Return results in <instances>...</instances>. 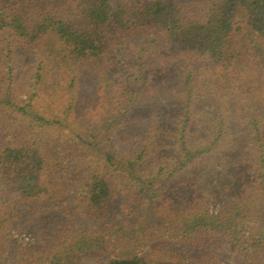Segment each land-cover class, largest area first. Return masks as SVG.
<instances>
[{
	"label": "trees",
	"instance_id": "trees-1",
	"mask_svg": "<svg viewBox=\"0 0 264 264\" xmlns=\"http://www.w3.org/2000/svg\"><path fill=\"white\" fill-rule=\"evenodd\" d=\"M138 36L147 38L146 53L156 50L178 61L188 56L187 62L201 58L220 71L215 83L228 88L221 97L228 99V105L214 102L209 106L216 113L211 122H194L197 115L192 112V119L185 123L189 103L200 105L203 100L192 83L198 80L192 74L201 67L195 62L185 75L179 78L177 73L173 78L190 97L181 114L171 118L177 121L175 128L162 142L150 141L158 130L151 133L145 128L141 137L128 140H142L143 146L137 143L132 156L128 153L121 158L114 152L111 133L128 121L136 102L132 96L135 90L121 93L119 87L114 94L117 97L111 93V98L108 92L104 97L99 93L107 91L103 85L108 82L106 56L117 54L119 45H128L130 38ZM163 66L160 62L154 75L169 74V68ZM117 69L120 74L125 72L119 66ZM87 77L94 80L86 96L103 97L105 117L99 120L98 129L81 126L84 114L93 108L83 92L82 82ZM19 83L35 92L31 94ZM38 91L52 103L48 110L34 109ZM24 92L29 97L22 102ZM231 104L239 106L234 109ZM224 124L231 127L235 138L231 137L224 153L208 158L225 140ZM202 125H207L202 128L204 133L214 131L210 141L204 137L201 143L189 146L186 139L194 138ZM119 136L121 139V133ZM100 146L102 149H97ZM178 146L171 169L159 151ZM148 156H156L158 171L163 173L152 181L182 172L176 179L183 181L190 175L186 187L194 190V195L207 193L209 200L197 203L193 198L185 208L171 211L173 202L167 199L155 202L142 197L144 188L138 186L137 169ZM223 170L241 176L238 179L230 172L225 184V190L233 185L239 203L234 202L237 209L231 213L232 206H222L220 214H210V197H221V186L215 181L222 180ZM232 178L234 182H230ZM126 179L133 185V191L129 188L135 197L125 201L128 214L121 222L118 199ZM180 185L148 186L163 194L167 189L174 193ZM137 190L138 195L134 194ZM28 210L38 218H59L46 237L57 226L70 228L84 217L92 218L96 229H84L86 225L81 224L63 236L60 230L54 238L56 246L41 247L38 238L46 237L36 230L33 242L19 248L26 259L21 264H70L90 246L101 244L119 255L108 264H183L140 255L144 253L142 236L164 243L168 234L181 237L187 231L197 239L204 232L226 233L242 241L243 264H264V0H0V219L12 221ZM6 224L0 220V227ZM123 237L130 238L125 247L118 242ZM0 243L4 245L3 239Z\"/></svg>",
	"mask_w": 264,
	"mask_h": 264
},
{
	"label": "rangeland",
	"instance_id": "rangeland-1",
	"mask_svg": "<svg viewBox=\"0 0 264 264\" xmlns=\"http://www.w3.org/2000/svg\"><path fill=\"white\" fill-rule=\"evenodd\" d=\"M127 42L128 45L118 46L120 50L117 54L106 56V66L108 67L106 79L108 82L104 83L103 85L107 91L101 90L99 93L104 97L103 94L108 92L110 93L111 98V93L113 94V97H117L115 95L118 94L117 89L119 87H121V93L124 91L127 93L135 90V94L132 96L136 102L132 104L130 113L127 115L128 121L121 123V127L116 130L115 134L111 133V135L114 136L112 145L115 148L114 152H116L117 156H121V158H123L128 153L132 156L135 150H137V143H142L143 146L142 140H135L133 142H129L128 140L133 139L132 136L134 139L141 137V135L145 132V128L150 129L151 133L158 130V134H151V137L154 136L155 140H150L157 142L164 141V135L169 134L168 131L171 128H175L174 123L177 121L171 118L177 114H181L182 106H185L187 101L190 100V97L186 91L183 93L184 89L181 88V82H173V78L177 77V73L179 78L181 75H185L191 70L190 66L195 62H198L201 67L197 73L192 74V78L198 77V80H194L192 83L194 84V89L197 91L196 93L199 94V92H201L203 95V100H200V105L195 102L189 103V109H186V115L184 116L185 123L186 121L192 119V112L197 115V118L193 117L195 120L194 122H199V120L203 123L206 121L211 122L216 116V113L211 111L209 106L214 105V102L217 104L222 103L224 107L228 105V99H221V97L227 92L228 88L219 86L215 83V81L220 80L219 77L222 75V73L218 70L210 68V65H207L205 62H203L201 58L198 61L187 62L185 59L188 58V56L178 61L177 59H173L172 56L168 57L170 54L167 55L165 53L161 55L156 50L146 53V37L143 38L138 36L137 38H130ZM143 56H145V59ZM160 62L161 64H164L163 68L166 67V69L169 68L170 70L169 74L166 72L163 77L154 75L156 67ZM116 63L117 65L115 66ZM175 65L176 68H174ZM117 66L121 68V71L124 69L125 72L123 71V73L120 74ZM174 69L176 72L173 71ZM59 73L64 75L65 71L59 70ZM212 78L215 79L213 82L211 81ZM93 80L94 77L91 79L87 77V79L82 82L84 94H89L91 87H93ZM124 81H126V84H124ZM19 84L22 86L21 88L27 89L31 94L35 92L33 89L31 90L23 86L22 83ZM38 92V96H35L34 98V109L48 110V107H50L52 103L47 100V97H45L41 91ZM177 93H179V95ZM28 97V93L24 92L21 95L20 100L24 102L28 99ZM86 97L88 98L87 104H92L93 108L91 110L92 112L88 111L86 114H84L83 123H81V126L85 125L86 128L98 129L100 128L99 120L102 121V117H105L103 116V112L105 111L104 103L102 102L103 97L100 99V96L97 94ZM183 97H185V99ZM204 99H206V101H204ZM210 99H214L215 101ZM18 102L21 104L19 100ZM194 106L195 108H193ZM231 106L232 108L235 107L234 109H237L239 105L231 104ZM94 109L96 110L94 111ZM234 112H237V110H234ZM178 121H181V118H179ZM203 126L207 127V125H202L200 127V131L195 134L194 138L186 139V142L189 144V146L192 144L196 145L201 143L202 138L204 137L206 141H210L214 131L204 133L202 130ZM223 126V136H226L225 140L222 143V146L220 145L219 147L213 148L214 150L211 151L212 153L210 156H207L208 158L215 153H224L225 147H228V142L230 141L231 137L235 138V135H231L234 133L231 127L225 124ZM208 128L213 130L214 127L208 126ZM120 133L121 139L119 136ZM173 136L175 135L173 134L170 139L173 138ZM183 143H185V139L181 144ZM180 146L174 148L168 147L169 149L159 151L163 153V159L165 162H170L169 168L171 169L174 168L173 166L175 161L173 159L179 153ZM102 147L103 146L97 147V149H102ZM166 156H169L170 158H167ZM233 156L234 155H231V157ZM138 165L139 169H137V176L141 181V183H138V186L141 189L144 188V192L141 193L142 197L154 200L155 202H162L163 199H167L169 202H173V205L169 204L171 211H177L176 209L185 208V206H187V204L191 202L193 198L197 203L200 200L201 202H205L202 199L207 201L209 200L207 193L197 192V194L194 195L195 191L186 187L188 185L187 181L188 178H190V175H186L185 178L183 177V181L181 179H176V177L182 172L175 173L174 176H172L174 178H170L168 175H166L160 179H157L156 181H152L154 176L163 174L158 171L159 168L156 164V156L149 157L147 160L141 161ZM155 168L156 171L152 172V170ZM125 171L127 173L131 172V170L128 169H125ZM145 171H148L149 174H145ZM165 172L168 173L169 171L167 170ZM230 172H232L233 176L236 178L238 177V179L241 177L235 171H221L220 175H223L222 180L215 181L219 184V186H221L219 189L221 190V197L218 196V199L217 197H210V214H220L222 206H228V209H230V207L234 205V202L236 204L239 203L237 197H235L236 195H234V189L231 188L233 185H229L226 189L227 191L225 190V184L227 183L226 180H228L227 176ZM123 177L128 178V176L125 174H123ZM167 178H169V181H166ZM171 179L172 181H170ZM233 179L235 178H232L230 182H234ZM167 182L168 186L170 187H175L176 183L181 185L178 190L174 191V193H172L170 189L164 191L163 194L154 193L153 190H156L157 187H163ZM237 182L239 183L238 180ZM150 183H152L154 186H157V184L159 186L149 187L148 185ZM242 183H245V181ZM130 186L132 187L133 191V185L130 184L129 179L123 181L121 188V200L118 199V202L121 203V222L125 221V215L128 214V210L125 208V201L130 202V199L135 197H131L132 194L131 189L129 188ZM139 191L140 190H137V192L135 191L134 194L138 195ZM157 194L159 197H157ZM169 197H173V199L170 200ZM256 200L257 199L255 198L252 200V202H255ZM254 205L255 203L251 208H253ZM140 207L144 211L145 206L140 204ZM235 208L237 209V207L232 206L230 213L233 212ZM111 210L114 211V207H112ZM37 216V214L28 210L25 211L22 216H16L12 221H9L8 218L0 219L2 222H7L6 225L0 227L4 228L3 233L0 234V239H3L4 242V245L0 243V264H21V262L25 261L26 259L23 258L24 253L20 252L19 248H23L25 245L31 244L33 242L34 237L36 236V230L43 232V236L46 237V233L52 228L53 222L59 220V218L56 216L50 219L49 215L39 218ZM8 222L11 223L8 224ZM81 224L86 225L84 226V229H92L94 227V220L92 218L89 220L88 217H84L81 220H76L73 227L69 228L67 225L64 227L57 226L52 230L50 237L43 239L38 238L39 246H47L49 244L56 246L54 238L60 230L63 231V234H61L63 236L65 231H76L79 228L78 225ZM93 229L96 228L94 227ZM5 230L6 232L4 233ZM182 235L183 236L179 237L177 233H170L167 237L169 240L164 243H154L153 238H149L148 235H144L142 236V241L144 243V253H140V255H145L151 260L170 262L180 261L183 264H243L242 260L240 259V253L243 250L244 245L242 244V241L238 240L237 238L229 237L228 234L226 235V233L219 235L216 233L213 234L211 232H204V236H198L200 239H197L195 236H193L190 231L186 232V236L184 234ZM129 241L130 238L126 239L125 237L118 240L119 244L124 247L126 244H129ZM49 247L45 248L44 250L48 249ZM118 257V253L113 254L105 244H101L99 247L90 246L74 260H72L70 264H108L112 258Z\"/></svg>",
	"mask_w": 264,
	"mask_h": 264
}]
</instances>
